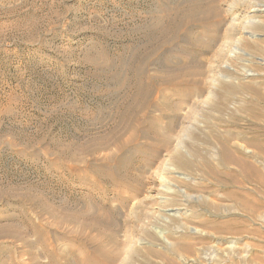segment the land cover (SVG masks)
I'll return each mask as SVG.
<instances>
[{
    "label": "rangeland",
    "instance_id": "rangeland-1",
    "mask_svg": "<svg viewBox=\"0 0 264 264\" xmlns=\"http://www.w3.org/2000/svg\"><path fill=\"white\" fill-rule=\"evenodd\" d=\"M211 1L0 0V192L9 194L0 198V224L12 222L0 229V264H49L42 248L63 252L75 230L67 220L79 213L100 215L119 241L130 237L139 250L124 264H148L143 247L198 240L197 216H209L200 189L219 167L212 156L222 166L245 158L264 177V19L243 4L244 22L257 25L225 41L227 25L239 22L225 3L216 42L204 27L178 26ZM180 140L186 155L176 154L166 174ZM152 148L141 187L120 177L124 162L137 176L133 167ZM231 204L219 203V221L235 218ZM260 223L248 225L260 239L209 240L202 264L217 254L222 264H264Z\"/></svg>",
    "mask_w": 264,
    "mask_h": 264
},
{
    "label": "bare ground",
    "instance_id": "bare-ground-1",
    "mask_svg": "<svg viewBox=\"0 0 264 264\" xmlns=\"http://www.w3.org/2000/svg\"><path fill=\"white\" fill-rule=\"evenodd\" d=\"M225 3L226 5H228V10L232 12V19L237 21V19L239 18L238 23L230 22V24L227 25V35L225 36V41H229L231 39L230 36L233 35V32L241 31L242 34L246 27H254L255 25H257V22H255L254 19L244 22L245 14L243 15L242 13L244 11H247L248 9L243 10L239 8L243 4L247 3L251 6V10L249 12H252L256 19H258L259 21L264 19V1L262 0H221L220 2H218V0H212L205 6L196 5L191 8L185 16H182V19L180 20L181 23H179L178 26L191 25L195 26L196 28L204 27L206 29L205 34H207V40L209 42H216L220 38L218 36L219 27L221 26V24H223V13L221 10V5ZM202 36L203 35H200L198 41H196V45H199V48H205L207 45V43L202 41ZM245 44L247 43L245 42ZM182 140H184V138H182ZM161 143L162 146L169 147L170 139L168 140L167 138L163 137ZM183 145L184 142L180 140V142L176 143L172 150H170L167 154L165 162L167 164H170L172 168H167L164 171L166 174H173L174 171H172V169L175 170L173 160L174 158H176V154L182 153L186 155L185 153H183V151H179L181 150L179 146ZM186 145H184L185 149L187 147ZM157 152L158 151L156 149L152 148L150 154L143 156L141 159H138V166L133 167V169L138 170L139 173L135 177H129V174L131 173L130 167L132 163H121L117 169L120 174L122 173L120 177L122 179H129L132 182H135L137 185L136 187L138 188L141 187L143 175L146 173V171L151 169L153 165V161H151L150 159L155 158L157 156ZM217 159V156H212L210 158L211 164L219 165V167H217V169L215 168L216 172H214L211 179L208 180V184L203 186L202 189L199 188L200 190L204 191V194L206 193L208 196V201L202 202V206L204 208V211L208 213L209 216L205 217V214H199L197 216L198 220L196 224L199 227V230L201 229V234L199 236H194V238L198 240H196L194 243H190L188 241L181 240L178 236L175 240L176 244L174 246L170 245L168 247L161 248L160 250L143 247L142 250L145 249L146 252L149 254V258L147 259L148 264H189V262H191V264H202L204 260L202 262L200 261L202 260L200 259L201 257H199L201 256L200 251L203 249L205 250V246L211 239L222 240L227 237L229 239L235 238L238 240H242L244 239V237L248 236L258 237V239H260L259 231L256 228L249 229L248 225H258L264 220V202L262 201V197L264 194V177L262 173L259 172V170L253 163L248 162V160H246L245 158H241L238 156H230L228 160L223 164V166L219 164V161ZM255 159L257 160V157H255ZM179 178L174 177L173 181L176 184H184L183 181H181ZM2 197L3 199L8 198V191H4L2 193L0 192V198ZM163 198L164 197L157 198L160 200L158 204L164 202L162 201ZM221 202L232 203L231 205H233V208L236 209V213L234 214L235 218L225 221H219V219L222 218V211L219 205V203ZM230 212H232V209ZM82 214L83 213H79L77 215H72L68 218L67 222L74 226L75 230L70 232L69 235L72 238V241L70 240V242L66 246V249L63 250V252L55 253L52 250L46 253V249L43 247V250L42 248V253L47 254V257L49 258V264H124L125 259L131 260L134 254L139 250L137 247L131 246L129 236L127 238V241H119L117 232H111L110 230H108V225L107 223H105V221L104 223L100 222V215L92 220L87 221L85 219H82L84 217L82 216ZM223 218H225V216H223ZM148 222L149 217L148 220H144L143 224H141L140 232L143 233L144 230L148 229L146 227ZM9 223H6L5 225L0 224V229L2 230V232L6 233L8 231L7 225L11 226L10 224L12 222L10 224ZM18 236L17 238H20ZM261 239H263V237ZM252 245L257 252L261 251L259 243ZM54 246H56V244ZM228 247L229 250H232V247ZM219 250L222 251V249L220 248ZM225 252L224 254H227ZM222 256L224 255L217 254V256H215L216 258L209 257L206 260L212 261L211 264H222L223 261H227V258H223ZM256 258L258 259L259 257L256 256ZM228 261L232 262V259H228ZM37 264L41 263L38 262Z\"/></svg>",
    "mask_w": 264,
    "mask_h": 264
}]
</instances>
